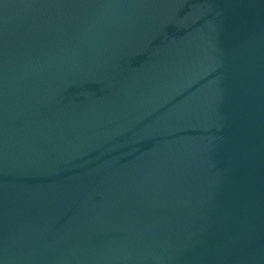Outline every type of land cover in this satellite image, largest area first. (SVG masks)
Here are the masks:
<instances>
[{
	"label": "water",
	"instance_id": "95a60500",
	"mask_svg": "<svg viewBox=\"0 0 264 264\" xmlns=\"http://www.w3.org/2000/svg\"><path fill=\"white\" fill-rule=\"evenodd\" d=\"M0 264H264V0H0Z\"/></svg>",
	"mask_w": 264,
	"mask_h": 264
}]
</instances>
